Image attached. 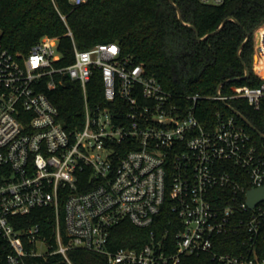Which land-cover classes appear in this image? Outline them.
I'll list each match as a JSON object with an SVG mask.
<instances>
[{"label": "built area", "instance_id": "2783aa9c", "mask_svg": "<svg viewBox=\"0 0 264 264\" xmlns=\"http://www.w3.org/2000/svg\"><path fill=\"white\" fill-rule=\"evenodd\" d=\"M77 6L86 0H67ZM220 5L226 0H198ZM68 35L71 32L67 31ZM258 85L232 86L212 99L264 100V21L252 32ZM60 64L57 38L43 35L27 52L0 45V264H38L83 249L107 264H175L181 254L209 252L222 264H264V200L249 208L245 192L264 185V155L233 115L203 126L191 104L173 103L142 64L116 42L96 43ZM258 70V71H257ZM98 72L103 103L90 105L87 83ZM82 96L80 127L65 129L46 90L64 77ZM52 212L51 233L16 226L35 208ZM167 207L172 217L138 247H110L123 220L150 226ZM242 230V252L213 249L219 234Z\"/></svg>", "mask_w": 264, "mask_h": 264}, {"label": "trees", "instance_id": "16d2710c", "mask_svg": "<svg viewBox=\"0 0 264 264\" xmlns=\"http://www.w3.org/2000/svg\"><path fill=\"white\" fill-rule=\"evenodd\" d=\"M176 11L167 0H86L72 6L67 0H0V45L13 54H23L41 36L57 38L60 64L73 59L72 46L83 50L96 43L116 42L122 55L133 63L142 64L145 75L154 76L168 93L171 101L188 106L190 96L196 95L194 113L203 126L217 121L216 114L233 115L250 135L257 150L264 155V139L243 120L234 115L224 102L212 99L217 85L222 82L220 94L232 92V86H254L262 80L252 69V32L264 21V0H226L220 5H208L198 0H172ZM218 32L203 40L199 37L218 27ZM186 24L193 25V29ZM71 35L67 34V31ZM242 45L239 58L237 48ZM242 60L249 69L246 79ZM90 105L103 103L98 72L87 83ZM51 103L58 110V118L65 129L80 127L83 120L81 90L77 81L67 76L52 90H46ZM226 103L235 108L250 124L264 134V100L258 108L243 98H228ZM172 217L164 207L154 222L145 228L123 220L111 229L110 247H138L148 238L150 229L158 230ZM16 226L38 224L45 235L51 233L52 212L49 208H35L28 214L13 219ZM264 238V226L261 232ZM245 234L242 230L219 234L213 249L235 254L242 252ZM264 255V242L257 245ZM67 257L71 264H107L105 256L83 249H70ZM38 264H68L61 254H53ZM171 264V263H166ZM175 264H222L207 252L181 254Z\"/></svg>", "mask_w": 264, "mask_h": 264}, {"label": "water", "instance_id": "95a60500", "mask_svg": "<svg viewBox=\"0 0 264 264\" xmlns=\"http://www.w3.org/2000/svg\"><path fill=\"white\" fill-rule=\"evenodd\" d=\"M167 1L169 2V4H170L171 6L174 7L179 22L184 24V22H183L182 19H181V14H180V11H179L178 7L173 3L172 0H167ZM226 19H231V20L237 22V21H236L234 18H232V17H226L225 19H223V20L221 21V23L218 25L217 28H215V29L212 30V31L207 32L206 34H204V35L201 36V37H199V36L197 35V33H196V29H195V27H194L193 25H190V24H186V25L195 31L197 40H203V39H205L206 37H208L209 35H212V34L218 32L219 29L221 28V26L224 24V22H225ZM247 38H248V34L246 33V37L244 38V40L242 41V43H240V45H239L238 48H237V52H236V54H237L238 58H239V52H240V50H241V48H242V45L245 43V41L247 40ZM240 62H241V65H242V67H243V75L234 78L235 80L246 79V78L249 76V69H248V67L245 65V63H244L242 60H240ZM221 85H222V82H220V83L217 85V88H216V93H217V94L219 93V89H220V86H221ZM224 105H225V106H226V107H227V108H228V109H229L234 115H236V116L239 117L241 120H243V121H244L249 127H251L253 130H255L256 133H257L260 137H262V138L264 139V134L261 133V132H259L258 130H256V129L250 124V122H249L248 120H246V119H245V118H244V117H243V116H242V115H241V114H240L235 108H233L231 105H229L228 103H225V102H224ZM262 200H264V185L256 186V187H251V188H249V189L246 190V192H245V202H246L247 207L251 208V207H253L257 202L262 201Z\"/></svg>", "mask_w": 264, "mask_h": 264}, {"label": "rangeland", "instance_id": "374dc122", "mask_svg": "<svg viewBox=\"0 0 264 264\" xmlns=\"http://www.w3.org/2000/svg\"><path fill=\"white\" fill-rule=\"evenodd\" d=\"M258 71V70H257Z\"/></svg>", "mask_w": 264, "mask_h": 264}]
</instances>
